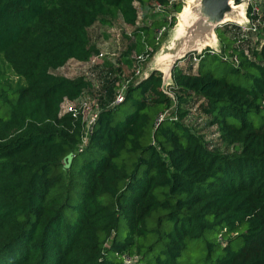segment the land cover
I'll return each mask as SVG.
<instances>
[{
  "label": "trees",
  "instance_id": "obj_1",
  "mask_svg": "<svg viewBox=\"0 0 264 264\" xmlns=\"http://www.w3.org/2000/svg\"><path fill=\"white\" fill-rule=\"evenodd\" d=\"M172 1L0 0V57L24 81L0 83V264H197L196 252L202 264H264V41L226 23L220 50L176 65L169 90L151 71L120 104V70H99L83 149L82 114L63 113L92 87L56 73L96 53L90 29L116 13L136 27L156 3L181 12ZM172 18L135 30L150 56ZM198 109L225 150L186 123Z\"/></svg>",
  "mask_w": 264,
  "mask_h": 264
},
{
  "label": "rangeland",
  "instance_id": "obj_2",
  "mask_svg": "<svg viewBox=\"0 0 264 264\" xmlns=\"http://www.w3.org/2000/svg\"><path fill=\"white\" fill-rule=\"evenodd\" d=\"M190 1L192 0H187L184 3L180 1L182 3V11L179 13H177L173 7L164 12L155 7H140L138 23L137 26L133 28L125 24L123 17L119 13H116L113 18H111V26H101L98 24L93 26L90 29V36L93 44L97 47L96 53L86 62H71L66 67L59 69L56 72L57 74L68 78L83 77L92 84V87L77 101H74L73 103H64L63 110L68 111L73 108L82 111L83 100L90 104L92 103V110H94V102L97 99L96 91L98 89L96 85L98 80L94 77V74L98 73L99 70L108 69V67L120 70L117 72L121 77V85H132L137 83L138 80H140L139 75L136 74V70L138 69H140L141 75L148 74L153 69H158L166 79L165 89L169 90V88L174 85L172 79L173 69L176 65L179 68L187 69V66L191 65L190 56L194 53L188 54L185 58L183 57L186 46L191 47L193 44L191 43L190 45H187L185 35L181 36L178 34L179 28L181 27L180 23H185L184 25L189 26L194 18V15H192V17L189 16L184 22L181 18L185 9L189 6ZM175 3H178V1ZM234 4L243 5V3L236 4V2H234ZM249 9L250 6L247 7L245 3L244 6L240 8L241 12L244 11L245 16L247 17H250ZM174 16L176 17V24L174 26H166V30H164L160 40H157V37H159L158 30L160 29L154 31L156 43L160 44V48L150 56L148 53L149 51H152V48L148 46L147 36L145 33H140L135 30L148 27L156 20H164L168 18L170 23ZM230 23L245 25L246 20L244 17L243 21L240 16L237 18V21ZM222 27L223 25L220 28ZM251 38L253 43L264 41V31L255 35L253 34ZM214 40L216 43L213 42ZM207 41L211 42V46H207L206 49L214 48L220 50L221 43L217 31H215L212 34V37H209ZM139 56H142L144 59L142 63L138 62ZM196 66L198 67V65ZM214 68L217 74L223 73L224 66L217 64ZM230 79L244 85L245 87H249L252 84L251 81H247L244 77L230 76ZM0 83H8L12 87L24 85V81L14 73L4 56L0 57ZM120 112L122 120H124L130 113L129 107L123 106ZM174 113L175 108L173 106L166 114L170 117H174ZM88 115L86 114V121L89 120ZM208 121H210V118L202 114L198 109L197 112L194 111L192 115L188 117L186 123L205 137L206 141L212 146L225 150V145H222L220 135L216 133L217 129L215 127H210ZM231 151L233 150L231 149ZM192 258V262L198 261L199 264H202L203 262L201 254H198V252H196Z\"/></svg>",
  "mask_w": 264,
  "mask_h": 264
},
{
  "label": "water",
  "instance_id": "obj_3",
  "mask_svg": "<svg viewBox=\"0 0 264 264\" xmlns=\"http://www.w3.org/2000/svg\"><path fill=\"white\" fill-rule=\"evenodd\" d=\"M235 0H192L190 1V11L194 15V18L188 28L186 29L185 38L187 47L183 57L185 58L188 54H191L201 46L202 43L206 42L212 34L217 31L222 25L237 21L236 19L241 16L240 8L242 5H235ZM231 20V21H230ZM244 21V19H242ZM246 23L248 19L245 16ZM198 41H201L198 43ZM197 41V43H195ZM216 43V41H213ZM200 44V45H197ZM218 50V49H217ZM182 57V56H180ZM158 69H153L155 71ZM165 80V81H164ZM166 79L163 76V87L165 89ZM71 155L70 157H72Z\"/></svg>",
  "mask_w": 264,
  "mask_h": 264
},
{
  "label": "built area",
  "instance_id": "obj_4",
  "mask_svg": "<svg viewBox=\"0 0 264 264\" xmlns=\"http://www.w3.org/2000/svg\"><path fill=\"white\" fill-rule=\"evenodd\" d=\"M176 1H178V3L180 1H182V3H184L187 0H173L172 4H177V3H175ZM261 1L262 0H241V3H243V5L245 3L247 5V7L250 6V9H249L250 17L246 16V18L248 19V23L247 24L245 23V25H242V24L239 25L241 27L242 33H245V37H247V36L250 37V33L251 34H257V33H260L261 31H263L262 29H260V25L262 24L261 19L263 17V9H262V5H260ZM182 3L180 2V4H182ZM153 7L158 8V10H163V12L165 11V8L158 3H156ZM164 30H166V27H163L162 29L158 30V36L159 37H157V40H160V37L163 35ZM205 49L206 48H204L200 51L194 52L193 55L190 56V62H192L193 64H197L200 61V55L203 54ZM209 49L212 50L211 52H218L219 51V50L214 49V48L213 49L209 48ZM143 60L144 59L142 56L138 57L139 63H142ZM136 74L139 75V77H140L139 78L140 80H138V82L147 78L149 75V74L141 75L140 69L136 70ZM96 85H97V87H99V83H97ZM128 86L129 85H126V84L121 85V83H120V88L118 90V94H117V98H116V104H120L123 102ZM170 95L173 96L171 93H170ZM67 102H69V101H67ZM82 102H83L82 111L79 109H73V108L68 110V111L78 110L82 114L84 122H85L84 135L82 138V144L80 145V149H83L87 145L88 140H89V136L92 133L93 126H94V124L98 118V114H99V110H100L99 104H98V98L94 102L95 103V105H94L95 109L94 110H92V103L90 104L85 100H83ZM70 103H73V102H70ZM263 106H264V103H263ZM68 111L63 110V113L68 112ZM166 113H165V115H161L159 121H161L167 115ZM86 114L87 115L89 114L88 115L89 116L88 121H86Z\"/></svg>",
  "mask_w": 264,
  "mask_h": 264
},
{
  "label": "bare ground",
  "instance_id": "obj_5",
  "mask_svg": "<svg viewBox=\"0 0 264 264\" xmlns=\"http://www.w3.org/2000/svg\"><path fill=\"white\" fill-rule=\"evenodd\" d=\"M244 5H242V7H243ZM190 8H191V5L189 4V6L185 9V12L182 14V16H181V18H182V20H183V22L189 17V16H191L192 17V14H191V11H190ZM244 17H245V13H244V11L243 12H241V19H244ZM237 20V19H236ZM231 21V20H230ZM182 22V21H181ZM181 25V27L179 28V31H178V34L179 35H181V36H184L185 35V33H186V29L188 28V26H186V25H184L183 23H180ZM199 39H197V41H198ZM197 41L195 42V43H197ZM201 41H198V43H200ZM207 46H211V42L210 41H206V42H204V43H202L201 44V46L200 47H198L197 48V50H202V49H204V48H206ZM185 50H187V49H185Z\"/></svg>",
  "mask_w": 264,
  "mask_h": 264
},
{
  "label": "crops",
  "instance_id": "obj_6",
  "mask_svg": "<svg viewBox=\"0 0 264 264\" xmlns=\"http://www.w3.org/2000/svg\"><path fill=\"white\" fill-rule=\"evenodd\" d=\"M149 74V73H148Z\"/></svg>",
  "mask_w": 264,
  "mask_h": 264
}]
</instances>
